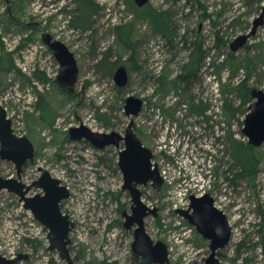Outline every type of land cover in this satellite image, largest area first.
<instances>
[{
  "label": "rangeland",
  "instance_id": "374dc122",
  "mask_svg": "<svg viewBox=\"0 0 264 264\" xmlns=\"http://www.w3.org/2000/svg\"><path fill=\"white\" fill-rule=\"evenodd\" d=\"M92 1L95 12L84 27L77 24L80 0H0V105L14 131L35 146L22 180L32 183L44 167L71 192L61 208L74 223L69 248L75 263L153 264L134 252V231L124 225L133 204L119 165L124 143L98 148L70 134L83 124L124 134L133 119L164 178L160 190L151 182L140 188L143 201L158 208L145 225L154 241L168 245L169 264H205L210 254V241L176 212L191 194L202 193L214 197L232 227L222 264H264V143L253 146L254 173H243L231 146L233 135L249 143L243 128L251 91L264 90V23L238 50L231 44L253 32L264 0H149L144 8L135 0ZM149 8L168 12L170 35L144 16ZM44 33L75 54L73 92L58 78L36 74L37 56L48 55ZM198 48L202 62L185 84L180 76ZM48 61L60 71L56 57ZM122 65L129 72L124 87L114 79ZM129 96L144 101L138 115L126 113ZM41 99L55 115L53 124L42 118ZM0 175L17 177L15 163L0 158ZM0 205L4 256L28 254L21 264H68L49 249L48 228L18 195L0 191Z\"/></svg>",
  "mask_w": 264,
  "mask_h": 264
},
{
  "label": "water",
  "instance_id": "95a60500",
  "mask_svg": "<svg viewBox=\"0 0 264 264\" xmlns=\"http://www.w3.org/2000/svg\"><path fill=\"white\" fill-rule=\"evenodd\" d=\"M139 7L145 6L149 0H135ZM264 23V15L257 20L252 33L241 35L231 44L232 50L242 47ZM43 41L53 50L59 64L60 73L58 82L69 91L75 90L79 79V67L73 51L61 40L51 33L43 34ZM118 86L124 87L129 81V72L126 66H119L114 74ZM252 102L246 114L243 132L249 139V144L260 146L264 143V90L255 88L251 91ZM144 106V101L135 96H129L126 100V113L129 116L138 115ZM135 122L130 120L126 131L121 134L118 131L102 133L93 131L86 125L72 127L70 134L72 139H87L98 148L108 146L124 147L120 151L119 164L124 174V189H128L132 195V212H124L127 229L135 227V241L133 250L137 255L147 258L153 264H169L168 245L161 240L154 241L148 234L145 219L153 214H158L157 207H150L142 199L141 185L149 182L157 190L164 184V178L158 164L153 162L154 153L147 147L136 133ZM35 157V146L26 135H18L13 129V120L6 109L0 105V158L12 161L17 168V177H3L0 175V191L8 190L19 196L24 208L30 210L34 217L48 228L49 249L57 251L61 258L68 264H76L71 255L69 245L70 233L74 223L70 215L63 212L62 201L69 198V188L62 181L54 177L49 170L40 167L41 176L32 183L22 180L23 166ZM33 189L41 191L29 195ZM189 208L192 212L181 210V215L186 217L197 230L207 239H210L211 254L206 264H215L216 251L224 248L231 240L232 227L225 212L220 209L210 193L202 195L191 194ZM1 207V205H0ZM29 255L19 253L16 257L8 258L1 253L0 264H21Z\"/></svg>",
  "mask_w": 264,
  "mask_h": 264
},
{
  "label": "trees",
  "instance_id": "16d2710c",
  "mask_svg": "<svg viewBox=\"0 0 264 264\" xmlns=\"http://www.w3.org/2000/svg\"><path fill=\"white\" fill-rule=\"evenodd\" d=\"M80 3L81 15L78 16L80 21H78L77 24L88 27L91 16L95 12L96 7L92 0H80ZM146 13L147 14L144 16H148L150 19H152L156 29L160 30L164 35H170L171 21L167 11H158L156 9L149 8ZM201 60L202 52L200 48H198L197 54H194L191 57V61L187 64L186 72L180 76V80L183 83L188 84L190 78L197 74L200 63L202 62ZM36 74L41 78L45 77L43 73L36 72ZM248 101H250L249 97H245L244 102ZM40 104L43 110L42 118L50 124H53L55 115H53L51 107L48 105V103H44V99L40 100ZM231 146L233 148L234 160L239 163L243 173H254L257 167L251 153L253 145L244 143V141L233 135L231 138Z\"/></svg>",
  "mask_w": 264,
  "mask_h": 264
},
{
  "label": "built area",
  "instance_id": "2783aa9c",
  "mask_svg": "<svg viewBox=\"0 0 264 264\" xmlns=\"http://www.w3.org/2000/svg\"><path fill=\"white\" fill-rule=\"evenodd\" d=\"M46 45V49L48 50V55L45 57L43 56V51L40 52V55L37 56V70L40 73L46 74L48 77L51 78H57L58 77V70L56 67H52L49 64V59H54L55 58V54L54 52L48 47L47 44ZM14 129V127H13ZM15 132V131H14ZM16 133V132H15ZM17 134V133H16ZM18 135H22V134H18ZM204 194V193H202ZM202 194H197V195H202ZM189 205V204H188Z\"/></svg>",
  "mask_w": 264,
  "mask_h": 264
},
{
  "label": "flooded vegetation",
  "instance_id": "af4514ba",
  "mask_svg": "<svg viewBox=\"0 0 264 264\" xmlns=\"http://www.w3.org/2000/svg\"><path fill=\"white\" fill-rule=\"evenodd\" d=\"M149 3V2H148ZM147 3V4H148ZM147 4L145 5V6H143V7H139V8H144V7H146L147 6ZM42 38H43V35H42ZM253 100V99H252ZM120 151H121V149H120ZM120 151H119V160H120ZM29 162V161H28ZM120 165V164H119ZM25 166V165H24ZM23 166V167H24ZM122 170V169H121ZM123 172V171H122ZM23 173V172H22ZM152 184V183H151ZM141 187V186H140ZM142 195H143V193H142ZM132 196V195H131ZM63 202V201H62ZM179 209H181V210H186V211H189V212H192V209H190L189 208V205H187V207H180V208H177L176 209V212L180 215V216H182L184 219H186V220H188L186 217H184L183 215H181V213L179 212ZM146 220V219H145ZM189 221V220H188ZM190 223V222H189ZM131 229H133V231L135 230V227H133V228H131ZM131 229H129V230H131ZM198 231V230H197ZM199 232V231H198ZM200 233V232H199ZM202 236H203V234L202 233H200ZM203 238H205L204 236H203ZM205 239H207V238H205ZM207 240H209L210 241V239H207ZM229 244V243H228ZM227 244V245H228ZM226 245V246H227ZM225 246V247H226ZM209 247H210V242H209ZM224 247V248H225ZM224 248H220V249H218L217 251H216V255H215V257H216V259H217V262L215 263V264H222V259H220L219 258V256L220 255H222V251L224 250ZM263 253H264V247H263ZM210 254H211V247H210ZM210 254H209V256H210ZM208 256V257H209ZM208 259V258H207ZM207 259H206V262H207ZM206 262H205V264H206Z\"/></svg>",
  "mask_w": 264,
  "mask_h": 264
},
{
  "label": "bare ground",
  "instance_id": "6f19581e",
  "mask_svg": "<svg viewBox=\"0 0 264 264\" xmlns=\"http://www.w3.org/2000/svg\"><path fill=\"white\" fill-rule=\"evenodd\" d=\"M162 173V172H161ZM56 178H58V177H56ZM58 179H60V178H58ZM61 180V179H60Z\"/></svg>",
  "mask_w": 264,
  "mask_h": 264
}]
</instances>
